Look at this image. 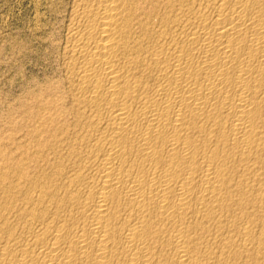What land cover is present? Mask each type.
<instances>
[{
	"label": "bare ground",
	"instance_id": "bare-ground-1",
	"mask_svg": "<svg viewBox=\"0 0 264 264\" xmlns=\"http://www.w3.org/2000/svg\"><path fill=\"white\" fill-rule=\"evenodd\" d=\"M73 3L66 111L0 154V264H264V0Z\"/></svg>",
	"mask_w": 264,
	"mask_h": 264
},
{
	"label": "rangeland",
	"instance_id": "rangeland-1",
	"mask_svg": "<svg viewBox=\"0 0 264 264\" xmlns=\"http://www.w3.org/2000/svg\"><path fill=\"white\" fill-rule=\"evenodd\" d=\"M73 2L0 0V154H18L21 143L32 144L39 126L36 115L49 100H57L66 111V44Z\"/></svg>",
	"mask_w": 264,
	"mask_h": 264
}]
</instances>
